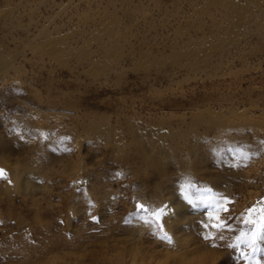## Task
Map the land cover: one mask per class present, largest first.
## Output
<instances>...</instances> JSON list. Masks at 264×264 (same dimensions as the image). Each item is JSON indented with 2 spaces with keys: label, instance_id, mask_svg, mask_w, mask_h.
Segmentation results:
<instances>
[{
  "label": "rangeland",
  "instance_id": "obj_1",
  "mask_svg": "<svg viewBox=\"0 0 264 264\" xmlns=\"http://www.w3.org/2000/svg\"><path fill=\"white\" fill-rule=\"evenodd\" d=\"M210 1L0 0V264H264V16L178 58L229 31ZM131 124L169 134L162 165Z\"/></svg>",
  "mask_w": 264,
  "mask_h": 264
},
{
  "label": "bare ground",
  "instance_id": "obj_2",
  "mask_svg": "<svg viewBox=\"0 0 264 264\" xmlns=\"http://www.w3.org/2000/svg\"><path fill=\"white\" fill-rule=\"evenodd\" d=\"M258 1H261L264 3V0H246L245 4H243L241 0H211L210 4H214V2H217L218 4H220L223 7L224 12L222 10V12H223L222 15L224 14V17L227 19V22L229 23V26H228L229 31L227 29H226L227 31H225L224 24L216 23V25L217 24L219 25L220 31L217 30V32H219V33L216 36L217 40L214 39L215 42H209L206 40L207 38L203 39L201 37H200L201 39H197V40L191 39V40L187 41L188 42L187 44L184 43V47L182 46L178 52L176 51L178 58H179V56L181 57V56L186 55L188 57V59H190V61H191L193 59H196L197 57H201L202 55H204V51L208 48L215 47V46H217V47L224 46V44H226L227 42L232 44V42L235 40L236 32H238V30L241 29L242 24H245L244 21L248 19V16H250V15L251 16L254 15V17H257V15H263L264 16V6L263 7L259 6V12L258 13H257V11H254L250 8L251 3H253V2L256 3ZM207 3H209V2H207ZM255 10H257V9H255ZM208 12L210 13V11H208ZM228 23H227V25H228ZM218 25L216 27H218ZM214 28H215V26H214ZM106 30L109 32L108 36H114L116 34V31L112 27L107 28ZM38 34H39V40H37V41L33 40L32 42H30V45L33 46L35 49H38L40 52L47 53V54H49V55H51V56H53L59 60H61V59L64 60L66 57L71 56V55H76L77 57L80 56L76 52L75 49L73 51H67L64 49L63 42L65 40L61 39V38H65V36H63V37L53 36L51 34V32L46 27L41 28L38 31ZM218 36L221 38L219 39ZM222 36H223V38H222ZM210 39H212V38H210ZM236 40H237V38H236ZM212 41H213V39H212ZM99 43L102 45L101 48L105 47V40H103ZM105 50H106V52L109 51L108 49H105ZM176 59H177V56H175L173 58L174 61ZM12 61L13 60L11 58L6 57L2 52H0V71H2V74H3V72L4 73L8 72L9 68L14 67V66H11V65H13ZM94 61H95V59H90V62H94ZM160 61H165V58H163V59L160 58ZM199 121L200 120H197V122H199ZM134 124H131V127H130L131 132L133 134L134 139L138 142H141L140 146L143 150V155L151 158V161L153 163H155L159 166L162 165L164 159H166V157L168 158L169 157L168 155L170 153L169 152L170 148L168 146L169 144H167L168 142H166L169 134L163 131L161 125H157L155 127L153 126V127L148 128V129H141L139 127V125H134ZM104 126L106 127L105 132H103L105 134L109 129H108V125H106L105 123H104ZM180 130H181V128H180ZM180 130L173 132L172 134H170V136L171 135L175 136L179 133L183 136H186L189 133H191V131H192V129L191 130H185L184 129L183 131L182 130L180 131ZM22 172L23 171H20V173H22ZM16 174H18V172L15 173L14 179L17 178ZM185 192H186V196H188L189 199L184 201V202L179 201L180 204H178L179 202H177V204H175V206H173V204H171L172 202L169 203L170 206H168V208H169L168 210L173 209L172 211H174L176 209L182 210L183 208H186V209L191 208L192 204L199 203V201L202 200V197H196V199H195V197L193 196L195 194H193L191 192L189 187ZM193 199H195V200H193ZM173 203H176V202H173ZM182 211H184V209Z\"/></svg>",
  "mask_w": 264,
  "mask_h": 264
},
{
  "label": "snow or ice",
  "instance_id": "obj_3",
  "mask_svg": "<svg viewBox=\"0 0 264 264\" xmlns=\"http://www.w3.org/2000/svg\"><path fill=\"white\" fill-rule=\"evenodd\" d=\"M5 176V172H4V170L3 169H0V178H3ZM139 207L141 208V209H143L144 208V205L143 204H141V205H139ZM163 211V209H161V212ZM251 211H255V209H250V212ZM261 212H264V208H262L261 209ZM159 215H160V213H156V216H157V219H159ZM93 219H95V217H93ZM261 219L262 220H264V216H262L261 217ZM222 226H224V225H222V224H217L216 225V227H222ZM166 238V237H165ZM222 238V237H221Z\"/></svg>",
  "mask_w": 264,
  "mask_h": 264
}]
</instances>
